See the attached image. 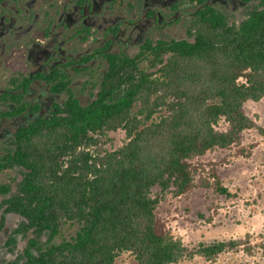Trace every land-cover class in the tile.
Masks as SVG:
<instances>
[{
	"label": "trees",
	"instance_id": "1",
	"mask_svg": "<svg viewBox=\"0 0 264 264\" xmlns=\"http://www.w3.org/2000/svg\"><path fill=\"white\" fill-rule=\"evenodd\" d=\"M205 18L197 41L173 42L167 58H145L158 72L125 62L131 68L117 71L108 100L77 104L40 127L45 131L20 137L0 170L17 165L23 178L0 209L6 205L5 212L24 217L17 231L36 236L11 264H113L126 250L137 264H173L188 255L160 215L162 196H154L153 188L188 196L205 184L229 194L217 167L207 170L196 160L234 147L255 125L245 102L264 97V9L239 24L216 10ZM118 128L126 131L124 145L103 153L92 149L100 135ZM12 186L0 183V193ZM68 223L80 225L77 234L56 241ZM43 234L44 246L37 239ZM237 243L200 242L196 253L210 258Z\"/></svg>",
	"mask_w": 264,
	"mask_h": 264
},
{
	"label": "flooded vegetation",
	"instance_id": "2",
	"mask_svg": "<svg viewBox=\"0 0 264 264\" xmlns=\"http://www.w3.org/2000/svg\"><path fill=\"white\" fill-rule=\"evenodd\" d=\"M254 9H264V0H0V166L22 135L45 131L40 127L77 104L108 100L117 71L131 68L125 62L141 64L168 54L173 42L197 41L207 12L233 23ZM5 206L0 237L11 213ZM12 232L8 244L17 240Z\"/></svg>",
	"mask_w": 264,
	"mask_h": 264
},
{
	"label": "rangeland",
	"instance_id": "3",
	"mask_svg": "<svg viewBox=\"0 0 264 264\" xmlns=\"http://www.w3.org/2000/svg\"><path fill=\"white\" fill-rule=\"evenodd\" d=\"M234 22L239 24L241 20L235 19ZM141 67L158 72V66L149 67L148 59L141 62ZM244 110L255 125L241 133L238 143L234 147L210 150L196 160L207 170L213 165L217 167L229 194L217 193L205 184L195 187L188 196H176L172 190L163 195L159 186L153 188L154 196H162L159 212L167 221L172 236L189 249L188 255L173 264H264V97L247 100ZM227 126L222 124L221 128ZM99 138L98 145L92 149L101 153L117 149L128 141L123 128L109 130ZM20 173L21 170L15 168L1 170L0 183L11 182L16 186ZM209 173L206 178L213 182ZM22 219L16 213L6 214V229L0 237V264H11L23 254L30 238L36 236L29 229L22 233L12 232ZM79 228L78 223L65 224L55 240L71 239ZM11 232L17 234V240L8 244ZM37 237L39 244L44 246L48 236ZM229 239L236 240L237 246L210 258L196 253L200 242ZM113 264H137V259L132 251L126 250Z\"/></svg>",
	"mask_w": 264,
	"mask_h": 264
}]
</instances>
